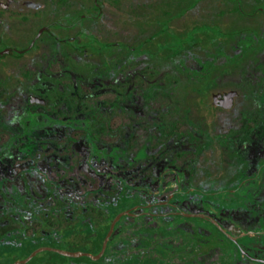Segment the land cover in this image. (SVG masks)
Returning <instances> with one entry per match:
<instances>
[{
    "label": "rangeland",
    "instance_id": "rangeland-1",
    "mask_svg": "<svg viewBox=\"0 0 264 264\" xmlns=\"http://www.w3.org/2000/svg\"><path fill=\"white\" fill-rule=\"evenodd\" d=\"M23 1L0 10V262L12 264L39 243L79 249L109 219L108 208L125 204H137L125 215L137 219L115 226L114 257L103 264H133L137 234L159 236L156 217L198 239L203 252L193 264H255L239 245L264 258V245H237L205 219L141 211L195 185L264 195V0ZM49 23L66 28L43 29L19 54ZM194 27L201 28L193 42L175 50ZM75 35L80 50L61 41ZM228 90L239 92L230 110L207 107L213 92ZM118 117L126 121L116 124ZM93 178L97 189L86 199L82 187ZM193 197L172 204L205 208L237 236L232 225L259 218ZM160 237L162 254L187 250L185 240Z\"/></svg>",
    "mask_w": 264,
    "mask_h": 264
},
{
    "label": "trees",
    "instance_id": "trees-1",
    "mask_svg": "<svg viewBox=\"0 0 264 264\" xmlns=\"http://www.w3.org/2000/svg\"><path fill=\"white\" fill-rule=\"evenodd\" d=\"M200 28L201 27H194L192 29V32H188L186 36L187 39L185 38L184 40H181V41L179 40L180 44L179 46L176 47L177 49L175 48V50L179 51L182 45L187 44V43H192L193 42L192 39H194V35L196 34V32L194 31ZM206 28L207 26H205L203 29H206ZM52 68L55 71L59 70V67L57 64H53ZM207 107L210 109L224 110L222 108L212 106L211 104H207ZM125 121L126 120L124 118H119V117L114 120L116 124H123ZM112 127H113V124H112ZM177 127L181 129V131L187 134H190V128L187 125H183L177 122L175 128ZM3 137H6V136L3 135ZM198 153H199L198 150L197 152L185 151V152H181V155H183V157L187 159V158H194ZM176 155H177L176 152H174L173 157H175ZM87 178H90V176L87 175ZM95 189H97V180L93 178L92 184H85L84 187H82L83 194L86 196V199L90 198V195L93 194L94 192L93 190ZM190 196H194L193 197L194 199L205 198V199L210 200L211 205H213L214 208L217 209L218 211L225 210L227 213H230L232 210H236V209L253 210V212H255L257 216L259 217L256 222L252 223L250 220L243 219L240 221L238 225L237 224L232 225V228L235 231H239L241 234H243L240 239L242 243L250 244L252 242H255L259 245H262V246L264 245V195H257V197L251 199L249 197V194L240 195L239 187L223 189V190L222 189L214 190L212 192L207 193V192H204L199 187L194 186V188L188 193L184 192L183 194H179V193L175 194V196L172 199H170L169 204H164V205L154 204L150 207V206H146L147 205L146 203V205L143 206L141 211H146V212H151V213H164L163 211L165 209L176 210L171 205V203L173 202L179 203L183 199H188ZM165 200H168V194H167V198H164L162 200L158 199V200H155L154 202L165 201ZM154 202H148V203H154ZM135 206L125 204L119 209L108 208L110 212L109 219L102 225L96 226V228H94L93 231L91 232L88 242L82 247H80L79 249L68 247L67 245L63 244V242H58L57 245H54L53 243H49V242L39 243L33 246L30 245L25 255L23 256V258L28 256L33 250H35L36 248L40 246H54V247H58L62 249H68V250H83V251L91 252L93 254H97L101 250L102 242L110 228V223L112 219L115 217V215L123 210H127ZM185 210L194 211L195 209L193 206L188 204ZM200 211L205 212V213L207 212L205 208H203ZM160 218L164 220L163 217H160ZM160 218L159 217L155 218L157 223L155 224L153 228V229H156V231L154 232H159V236H156V235L148 236L145 234H137L140 238L141 244L137 245L135 250H132L129 253V256L127 257L128 263H133V264H193V261L195 262V259L198 257V255L203 252V247H200L198 245L199 243L198 239L195 238V236L188 237L187 236L188 234H186L182 230L174 231L173 229L169 227V225H168L169 228H165V225H161L160 222L158 221V219ZM128 219L136 221L137 218H132L129 216L122 217L117 222L116 229L121 227L123 223ZM161 233H162V236H165L167 238L173 237L175 239H178L179 241L185 240L188 244L187 250L185 252L177 253L174 255L162 254L164 253V251L167 250V248H165V246H162L161 248H159L158 246L161 240V237H160ZM118 235H119L118 231L116 230L107 245L105 254L97 261H94L90 259L89 257L72 258V257L62 256L56 252L45 251V252L39 253L36 256H34L27 263L33 260H36L35 264H54L53 259H55L59 261L61 264H72L73 262L79 263L83 261L88 262L90 264H103L106 258H109L112 256V253H111L112 251L110 247L112 246L113 240L116 239ZM250 253L253 254L254 256L261 257L260 256L261 252L257 253L256 250H254L253 248H251ZM117 259L118 257L116 256V258L113 260H117ZM0 264H4V263L0 262ZM255 264H261V263H255Z\"/></svg>",
    "mask_w": 264,
    "mask_h": 264
},
{
    "label": "water",
    "instance_id": "water-1",
    "mask_svg": "<svg viewBox=\"0 0 264 264\" xmlns=\"http://www.w3.org/2000/svg\"><path fill=\"white\" fill-rule=\"evenodd\" d=\"M43 29L44 28H42V29L39 30L38 34L32 40L30 46L33 45L35 39L38 38V36L40 35V33H41V31ZM23 51L24 50H21L18 53H21ZM238 96H239V92L237 90H228V91L213 92L211 94V97H212L211 104L213 106H217V107H220V108H223V109L228 110V109H231L234 106L235 100H236V98ZM34 100L37 101V102H43V100L42 99H39V98H34ZM165 203H168V202L167 201H163V202H159L158 204H165ZM148 206H150V205H148ZM135 208H136V206L133 207V208L127 209V210H123V211H121V212H119V213H117L115 215V217L112 219V221L110 223V228H109L106 236L104 237V240H103L102 246H101V250L97 254H93L91 252L83 251V250H68V249H62V248H58V247H54V246H41V247H38L35 250H33L25 258L19 259V260L13 262L12 264H24V263H27L34 256H36L37 254H39L41 252H44V251L56 252V253H58V254H60L62 256L72 257V258L89 257L90 259H92L94 261H97V260H99L105 254V251L107 249V245H108L109 238L112 235V233L114 231V228H115L117 222L123 216H125V215H130V216L135 215L134 212H133V210ZM174 214H176V215H182V216H185V217H188V218H201V219H205L207 221H210L227 238H229L231 241H233L234 243H236L237 245H239L240 236L233 235L217 219L209 216L208 214H206L204 212L178 211V212H174ZM239 248H240L241 253L244 254L250 260H252L254 262H259V263H263L264 264V258H259V257H256V256L251 255L248 251H246L240 245H239Z\"/></svg>",
    "mask_w": 264,
    "mask_h": 264
},
{
    "label": "flooded vegetation",
    "instance_id": "flooded-vegetation-1",
    "mask_svg": "<svg viewBox=\"0 0 264 264\" xmlns=\"http://www.w3.org/2000/svg\"><path fill=\"white\" fill-rule=\"evenodd\" d=\"M17 1H19V0H0V10H2V9H7L12 3H16ZM23 3L24 4H30L31 2L29 1V0H24L23 1ZM95 6L96 7H98V9H99V11H98V13L96 14V15H93L92 17L93 18H95V17H97L98 16V14H100V12H101V9H100V6H99V3H95ZM239 6V5H238ZM240 7V6H239ZM90 15H88V17H89ZM1 20V19H0ZM74 24H69L68 26H73ZM51 26L53 27H58V28H66V27H64L63 25H62V23H58V24H53V23H49V24H47V25H45V26H42V28H46L45 30H44V32H46V33H49L50 32V29H51ZM56 27V28H57ZM41 28V29H42ZM51 34V33H50ZM36 36V35H35ZM35 36H34V38H35ZM55 38L57 37V36H54ZM34 38H32L30 41H29V43L27 44L28 46H26L24 49H22V50H24L23 52H28L29 50H31L32 48H34L35 46H36V42L38 41V39L36 38L35 39V41H34V43H33V45L32 46H30V44H31V42H32V40L34 39ZM61 41H63L64 43H66V44H68L69 46H71V47H73L74 49H77V50H80L82 47H85V44H83V43H81L82 42V40L81 39H79L78 38V36H72V37H67V38H62L61 39ZM2 42H4V38L2 37V35H0V44L2 43ZM30 46V47H29ZM10 50V49H9ZM84 51H86V49H83ZM16 52V51H15ZM22 53V52H21ZM21 53H19V54H21ZM40 99V98H39ZM31 100H33V102H37V101H35L34 100V98H32ZM39 103H43V102H39ZM212 105V104H211ZM213 106V105H212ZM217 107V106H216ZM220 108V107H219ZM223 109V108H222ZM224 110H226V109H224ZM228 110H230V109H228ZM261 166H262V164H261ZM257 178H259V174L257 173V174H254V175H252V176H249V177H247V178H245V179H243L242 180V182L241 183H245L247 180H253V179H257ZM196 186V185H195ZM240 186V185H239ZM220 190V189H219ZM223 190V189H222ZM169 199L170 198H168V200H166L168 203H165V204H169L170 203V201H169ZM159 202H163V201H157V202H154V203H152V205H159L158 203ZM171 205L173 206V207H175L176 208V210H174L173 212H178V211H180L179 209H178V207L175 205V204H172L171 203ZM221 232V231H220ZM231 233V232H230ZM233 235H235V234H233ZM242 235L243 234H241V235H238V236H240V239H241V237H242ZM240 239H239V243L241 242L240 241ZM29 245V244H28ZM41 247V246H40ZM242 247V246H241ZM246 250V249H245ZM247 251V250H246ZM45 252V251H44ZM42 253V252H41ZM250 253V252H249ZM251 254V253H250ZM251 255H253V254H251ZM254 256V255H253ZM256 257H258V256H256ZM25 258V257H24ZM259 258H261V257H259ZM256 263H259V262H256ZM261 264H263V263H261Z\"/></svg>",
    "mask_w": 264,
    "mask_h": 264
}]
</instances>
